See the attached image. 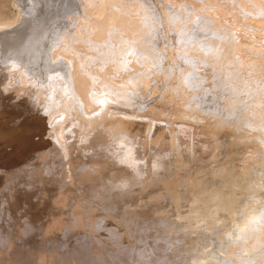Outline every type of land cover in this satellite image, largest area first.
I'll return each mask as SVG.
<instances>
[{
    "label": "bare ground",
    "instance_id": "obj_1",
    "mask_svg": "<svg viewBox=\"0 0 264 264\" xmlns=\"http://www.w3.org/2000/svg\"><path fill=\"white\" fill-rule=\"evenodd\" d=\"M19 5L20 20L0 25V64L11 65L0 70V115L27 108L29 100H42L48 108L51 84L59 85L73 104L64 123L51 122L50 132L56 139L62 133L68 152L69 145L79 149L73 174L98 182L92 187L95 198L140 187L128 194L143 201L140 231L152 233L155 227L173 236L172 244L157 239L158 247L184 248L185 235H172L176 227L193 233L189 238L197 248L202 243L209 248L196 253L200 264H264V43L253 37L264 36V0H20ZM61 42L73 48L59 47ZM71 60L67 84L63 68ZM193 93L199 108L191 102ZM159 95V115L171 100L187 108L169 125L175 132L148 119L158 117L152 103ZM144 120L150 121L146 131L125 125ZM91 122L96 127L85 134ZM81 144L95 158L86 160ZM112 222L126 243L125 222Z\"/></svg>",
    "mask_w": 264,
    "mask_h": 264
},
{
    "label": "rangeland",
    "instance_id": "obj_2",
    "mask_svg": "<svg viewBox=\"0 0 264 264\" xmlns=\"http://www.w3.org/2000/svg\"><path fill=\"white\" fill-rule=\"evenodd\" d=\"M19 1L0 0V25L20 20L21 7H19ZM22 1L28 2L29 0ZM31 6L33 5L30 4L29 8ZM251 8L254 9L253 6ZM257 15H253V17ZM242 30L244 31L245 28L242 27ZM215 32L221 36L224 34L219 29ZM225 32L228 33V31ZM212 35L215 34L212 33ZM215 36L217 37V35ZM224 36H227L226 33ZM253 37L257 38V43H264L263 33L258 36L253 34ZM66 39L64 43L68 44ZM169 39L173 40L172 36ZM57 41L59 40H50L48 46L51 48L52 42L56 43ZM61 43L59 47L67 45ZM71 43L67 47L73 48ZM166 45L163 44L162 46L164 50L169 47ZM57 47L56 45L54 49ZM170 47L173 48L174 44H171ZM74 59L72 57V60ZM72 60L70 67L63 68L66 71L63 80L67 84L72 81L74 67ZM5 62L10 63L9 61ZM135 62L137 63V61ZM3 63L0 64V70L11 67L6 63L7 66L3 65ZM245 68L251 74L256 73L255 68L251 69L249 65H245ZM22 78L25 79H23L24 81L32 79L30 76L29 78ZM51 85L54 98L51 100L53 104L49 105L48 108L42 103V100L36 103H31L29 100L27 108L23 109L22 106L10 111V113L0 115V264H200V259H197L196 253L201 254L209 248H205L203 243L197 248L192 239L189 238V236H194L193 233L187 235L182 229L176 227L172 230V235H185L183 239L184 248L178 251L171 245L168 248H162L155 244L157 239L159 241L162 238L172 244L173 236L166 237L163 231L160 232L155 227L151 231L152 233L146 232L145 228L144 231H140L143 229L142 220L145 218L137 212L145 210L141 205L143 201L139 199V195L132 197L128 195L134 194V192L137 194V191L141 189L140 187L138 190L132 191L133 193L110 194L107 192L105 196L95 198L96 193L92 191V187L95 186L94 183L98 184V182L90 183L89 180L84 181L74 176L72 163L74 161L78 163L79 149L69 145L71 148L68 152L65 149L66 138L62 137V133L58 131L55 135L57 136L56 139L50 132L55 126H51V122L64 123L62 121L66 117L64 113L66 108L73 104V100L64 96L65 89L56 84ZM191 89L194 90V88ZM157 90L159 93L162 92L159 88ZM144 96H147V92ZM196 97L195 93L191 95L192 103L196 102ZM157 99L152 104L155 106L153 112L158 117L152 114L148 119L158 123V127L168 126V130L171 129L175 132L176 128L169 127V125L176 123L174 116L176 112L184 113L187 108L181 107L182 109H180L174 104L175 101L171 100L167 106L162 104L161 108H165V110H162L159 115V108L155 103L162 102L160 99L162 100L163 97L159 95ZM197 106L199 105L195 103L194 108H199ZM167 108L171 109L167 111ZM45 109L48 110L47 113H45ZM199 112L209 116L202 111ZM61 113L63 116L60 115ZM129 113L135 115L131 109ZM139 116L146 118L148 114L142 116L140 113ZM155 116L158 120L157 118L152 119ZM55 117L58 120H54ZM78 118L79 116H76L73 119ZM148 121L144 120L139 123L141 125L131 124V126L125 122V125L127 124L126 126L130 129L146 131V128L147 130L149 128ZM63 126L68 129L70 127L69 122H65ZM95 127L93 122L88 123L84 133L92 132ZM158 127L156 126L154 131ZM255 132L258 133L257 135L261 133L258 129ZM261 135H264V132ZM66 136H71L69 131ZM73 140L74 138L71 137L70 141ZM86 142L90 143L87 140L83 143L87 144ZM77 143L79 148L80 141ZM82 146L83 152L89 150L86 149L85 145ZM85 153H87L86 160L87 158H95V154H97L88 151ZM77 169H80V166H76L75 170ZM69 171L70 175L68 174ZM140 185L141 182L134 184V186ZM142 185L147 189L148 179ZM108 189L105 188V192ZM150 193L147 192V194ZM125 206L124 212L118 216L114 215V212ZM126 210L128 211L127 215ZM112 221L120 225L125 222L126 243L119 239L121 232L115 233L119 226ZM193 227L195 228L194 225ZM201 262L208 264L207 261L201 260Z\"/></svg>",
    "mask_w": 264,
    "mask_h": 264
}]
</instances>
